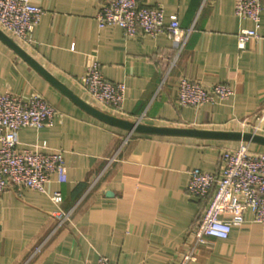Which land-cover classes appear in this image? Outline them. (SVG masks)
I'll return each instance as SVG.
<instances>
[{
	"label": "crops",
	"instance_id": "crops-1",
	"mask_svg": "<svg viewBox=\"0 0 264 264\" xmlns=\"http://www.w3.org/2000/svg\"><path fill=\"white\" fill-rule=\"evenodd\" d=\"M43 10L32 43L3 32L79 101L107 115L148 126L198 131L247 132L242 120L262 106L264 10L258 41L244 51L236 35L252 27L237 16L235 0H139L160 6L165 20L177 16L183 38L138 31L126 38L118 26L99 27L101 0H29ZM90 59L104 78L123 83L122 110L114 112L83 90ZM182 78L207 89L224 83L227 100L178 107ZM37 93L55 107L49 127L23 128L19 148L61 150L67 182L51 181L45 193L25 189L0 194V264H173L207 201L186 192L189 170L219 171L223 150L239 140L160 135L112 126L65 95L0 39V94ZM258 135L264 137V126ZM251 150L264 146L250 143ZM61 192L62 202L50 196ZM61 211L66 218L58 220ZM190 264H264V225L252 221L224 239L207 238Z\"/></svg>",
	"mask_w": 264,
	"mask_h": 264
},
{
	"label": "built area",
	"instance_id": "built-area-1",
	"mask_svg": "<svg viewBox=\"0 0 264 264\" xmlns=\"http://www.w3.org/2000/svg\"><path fill=\"white\" fill-rule=\"evenodd\" d=\"M96 14L99 27L118 26L126 38H133L138 31L149 36L161 33L171 38L185 40V32L177 16L165 20L163 8L146 6L139 0H101ZM264 0H235L234 12L252 22V27L236 35L237 46L244 51L251 41H258ZM43 10L29 0H0V30L12 35L24 44L32 43V33L39 23ZM83 90L97 103L108 106L114 112L122 110L126 86L107 81L99 63L90 59L80 79ZM233 90L224 83L205 89L200 82L182 78L179 82L176 104L178 107H197L205 103L227 100ZM263 106L250 118L242 120L247 132L259 134L264 126ZM57 110L41 95L32 93L28 98L0 94V194L6 190L21 193L25 189L45 193L51 181L67 182L64 153L56 150L41 152L38 148H19L17 133L23 128L41 129L53 124ZM187 194L194 200L207 201L203 215L190 228L185 238L184 251L173 264H190L196 250L205 245L207 238L224 240L233 228L245 222L246 212L252 221L264 225V152L251 150L250 143L240 141L233 149H225L219 157V171L210 173L199 168L188 172ZM51 200L60 204L61 192H54ZM58 220L66 218L61 211L55 213ZM97 264H114L100 257Z\"/></svg>",
	"mask_w": 264,
	"mask_h": 264
},
{
	"label": "water",
	"instance_id": "water-1",
	"mask_svg": "<svg viewBox=\"0 0 264 264\" xmlns=\"http://www.w3.org/2000/svg\"><path fill=\"white\" fill-rule=\"evenodd\" d=\"M0 39L5 42L17 55L27 61L31 66H33L40 74H42L46 79H48L52 84L59 88L65 95L69 96L77 104L88 110L90 113L101 119L102 121L116 126L122 129L129 131L139 132V133H148V134H160V135H188V136H202V137H216L224 139H234L239 141H246L249 143H255L264 146V137L258 134H253L249 132H238V133H229V132H217V131H198L191 129H174L167 127H155L141 124L139 122H131L116 118L105 113L99 112L83 102L79 101L71 92H69L62 84L57 82L51 74H49L44 68H42L35 60L28 57L26 53L15 44L9 37H7L0 30Z\"/></svg>",
	"mask_w": 264,
	"mask_h": 264
}]
</instances>
